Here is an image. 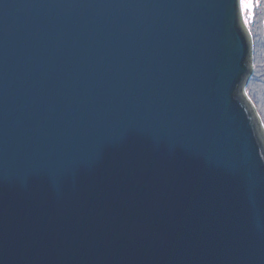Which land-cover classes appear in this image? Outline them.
Masks as SVG:
<instances>
[{"label":"water","instance_id":"95a60500","mask_svg":"<svg viewBox=\"0 0 264 264\" xmlns=\"http://www.w3.org/2000/svg\"><path fill=\"white\" fill-rule=\"evenodd\" d=\"M241 0H0V264H264V126Z\"/></svg>","mask_w":264,"mask_h":264},{"label":"trees","instance_id":"16d2710c","mask_svg":"<svg viewBox=\"0 0 264 264\" xmlns=\"http://www.w3.org/2000/svg\"><path fill=\"white\" fill-rule=\"evenodd\" d=\"M258 14V12L256 13ZM259 18H255L254 16V22L256 25V27H252L250 26V32L252 35V43H253V48L254 49H258L260 47V42L258 40V36L262 35L263 40V49H264V29L261 24V19ZM262 49V46H261ZM257 54L254 53V66H255V71L253 70V73L251 75V78L248 81V84L245 88V92L247 94V96L251 99L256 111L258 112V114L260 115L261 121L263 122L264 125V102L262 103L261 100H259V98L263 99L264 98V52L261 56H263L262 59V68H260V65H256L258 64V58H257ZM258 62V63H257ZM259 96V98H257V96Z\"/></svg>","mask_w":264,"mask_h":264},{"label":"rangeland","instance_id":"374dc122","mask_svg":"<svg viewBox=\"0 0 264 264\" xmlns=\"http://www.w3.org/2000/svg\"><path fill=\"white\" fill-rule=\"evenodd\" d=\"M253 4H254V7L250 10V11H246L244 8H243V20L245 21V24L247 25L249 31H250V26L252 27H256L257 24H255L254 22V16L255 18H259L261 19V24L262 26H264V0H253ZM258 12V14H256ZM259 19V20H260ZM247 21V22H246ZM264 29V27H263ZM251 33V32H250ZM252 36V35H251ZM258 40L260 42V47L258 49H254L253 48V54H252V66H253V70L255 71V66H254V62H253V59H254V53L257 54V58H258V64L256 65H260V68H262V59H263V56H261L264 52V49H263V43H262V40H263V37L262 35H259L258 36ZM261 46H262V49H261ZM253 73V72H252ZM248 84V83H247ZM247 86V85H246ZM257 96V95H256ZM257 98H259V96H257ZM251 100V99H250ZM259 100L262 101V103L264 102V98L261 99L259 98ZM252 102V101H251ZM264 105V104H263ZM257 112V111H256ZM258 113V112H257ZM259 115V114H258ZM260 117V115H259ZM261 119V118H260ZM262 122V121H261ZM263 124V122H262ZM264 126V125H263Z\"/></svg>","mask_w":264,"mask_h":264},{"label":"snow or ice","instance_id":"6c2138e0","mask_svg":"<svg viewBox=\"0 0 264 264\" xmlns=\"http://www.w3.org/2000/svg\"><path fill=\"white\" fill-rule=\"evenodd\" d=\"M241 7L246 11H250L254 7L253 0H241Z\"/></svg>","mask_w":264,"mask_h":264},{"label":"bare ground","instance_id":"6f19581e","mask_svg":"<svg viewBox=\"0 0 264 264\" xmlns=\"http://www.w3.org/2000/svg\"><path fill=\"white\" fill-rule=\"evenodd\" d=\"M241 12H242V16H243V8L241 7ZM245 22V21H244Z\"/></svg>","mask_w":264,"mask_h":264}]
</instances>
